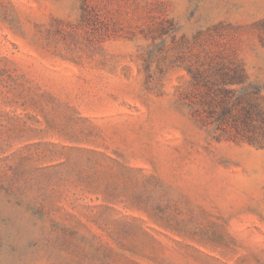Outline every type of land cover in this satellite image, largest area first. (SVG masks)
Wrapping results in <instances>:
<instances>
[{"label":"rangeland","instance_id":"374dc122","mask_svg":"<svg viewBox=\"0 0 264 264\" xmlns=\"http://www.w3.org/2000/svg\"><path fill=\"white\" fill-rule=\"evenodd\" d=\"M0 264H264V0H0Z\"/></svg>","mask_w":264,"mask_h":264}]
</instances>
